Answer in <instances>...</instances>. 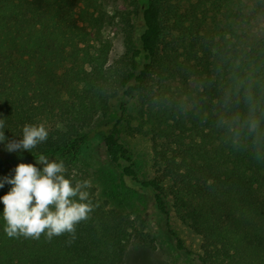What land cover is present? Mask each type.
I'll return each instance as SVG.
<instances>
[{"label": "trees", "instance_id": "16d2710c", "mask_svg": "<svg viewBox=\"0 0 264 264\" xmlns=\"http://www.w3.org/2000/svg\"><path fill=\"white\" fill-rule=\"evenodd\" d=\"M111 8L126 35L113 64L103 33ZM0 119V181L41 154L63 160L65 178L89 180L71 166L102 133L122 179L152 199L133 217L91 187L97 207L71 243L67 233L8 237L0 200V264H124L139 226L200 264H264V0H0ZM32 124L48 139L8 151ZM125 124L150 141L155 178L138 171ZM171 209L201 238L199 253L171 228Z\"/></svg>", "mask_w": 264, "mask_h": 264}, {"label": "rangeland", "instance_id": "374dc122", "mask_svg": "<svg viewBox=\"0 0 264 264\" xmlns=\"http://www.w3.org/2000/svg\"><path fill=\"white\" fill-rule=\"evenodd\" d=\"M129 3V2H127ZM119 5H123L118 1ZM126 6V5H123ZM126 8L124 9V11ZM110 14L114 16L113 24L107 23L104 27V39L111 43L109 63L120 60L126 52V35L124 23L113 8ZM135 18V17H133ZM135 105L129 108V114L134 115ZM116 118L113 113L108 117L97 116L91 128H98L110 124ZM134 125V123H132ZM128 124L121 128V139L130 149L136 167L144 179H153L156 176L151 143L144 136H133ZM106 128H103L105 131ZM50 159V158H49ZM54 160V159H50ZM20 163H36V160H20L13 163L17 167ZM43 167V165H39ZM75 171L84 172L91 181L97 197L110 209L123 214L136 216L152 207L151 196L145 192L132 189L115 169L107 154L102 133H98L83 150L79 162L71 166ZM170 226L183 240L185 245L194 253L200 252L201 238L187 225L182 223L171 209ZM163 223H160L162 227ZM159 229V228H158ZM158 232V231H157ZM124 264H200L197 259L177 251L174 241L153 235L144 227H138L133 232L131 242L127 248Z\"/></svg>", "mask_w": 264, "mask_h": 264}, {"label": "clouds", "instance_id": "9594fccd", "mask_svg": "<svg viewBox=\"0 0 264 264\" xmlns=\"http://www.w3.org/2000/svg\"><path fill=\"white\" fill-rule=\"evenodd\" d=\"M251 101V97L248 98ZM255 127V122H251ZM5 119H0V142L7 137L3 129ZM49 132L44 124L25 125L22 139L7 143L8 151L28 150L48 139ZM43 165V169L37 167ZM66 167L63 160H50L45 155L36 158V164L20 163L13 178L5 177V183L11 184V190L0 200L4 204V228L8 237L40 239L42 234L51 241L53 237L69 234L71 243L76 238L77 225L89 219L96 204L92 202L90 180L65 178ZM73 180L75 184L73 186ZM78 198V199H77Z\"/></svg>", "mask_w": 264, "mask_h": 264}]
</instances>
